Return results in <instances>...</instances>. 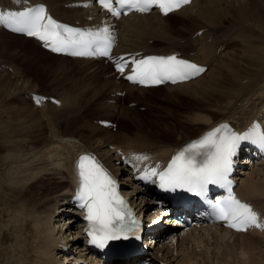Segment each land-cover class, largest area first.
Instances as JSON below:
<instances>
[{"label": "bare ground", "instance_id": "obj_1", "mask_svg": "<svg viewBox=\"0 0 264 264\" xmlns=\"http://www.w3.org/2000/svg\"><path fill=\"white\" fill-rule=\"evenodd\" d=\"M29 1L32 4H48L50 11L66 22L91 20V22L99 23L103 17V13L96 8L87 10L72 8L69 6L71 3L65 0ZM202 1L196 0L180 12L168 15L166 18L152 13L145 16L132 15L118 22L120 41L116 51L119 54L143 51L146 55H167L172 52H181L182 57L208 66L207 72L195 81L177 86L167 85L158 89L127 86L117 77L116 83L124 84L129 98L136 99V92L142 94L145 91H160L168 88L174 91L169 93L170 97L177 95L195 97L201 102L206 101V103L202 102L206 111L211 110L210 114H196L188 122L182 121L172 127L168 124L169 128L166 127L167 130L164 129L162 134H155L156 130L146 129L147 125H136L137 133L134 137L136 136L137 142H143L135 147H148V150L144 151H148L154 160L168 159L176 149L182 147L187 141L198 138L220 121H230L235 127L244 129L255 118L262 115L264 108V100H261L264 97V0H251V3H248L249 0H206L205 4L203 3L204 6L200 5ZM9 3V0H0V4ZM180 15L183 17L185 26L196 28L193 34L203 31L200 36L194 35L190 43L187 40L184 41L183 45L179 42L187 38L181 32L184 29L190 32L191 29L185 26L176 29L168 22L169 18ZM225 24L227 27H224L225 30L221 34L219 28ZM179 33L180 36L177 38L176 35ZM152 41L153 43H150ZM234 41L235 43L240 41L237 47L242 45V52L246 54L244 64H237V61L225 64L227 57L234 52L233 46L236 45L233 44ZM0 43L13 48L26 44L31 46L32 51L29 52L35 55V60L38 61L36 57H39V63L43 58L55 63V65L50 64L44 67L46 70L72 71L68 65L70 61L88 63V67L85 68L91 73L97 69L108 68L103 60L56 58L48 52L40 51L36 41L9 34L1 28ZM223 48L225 52L218 53ZM23 53L25 56V52ZM15 83L17 80L14 85ZM6 85L9 84L0 85V96L8 100L14 96L11 93L15 92L10 93L12 88L8 89ZM254 99L257 101L252 102ZM19 100L22 99L19 98ZM246 104L259 105H250L248 106L250 109L246 107ZM216 105L218 107L214 110L212 107ZM35 109L34 112H28L33 115L35 123L42 126L45 124V119L41 118ZM2 111H0V264L83 262L87 257V249L84 242L80 243L78 229L70 225L75 216L70 214L58 216L57 213L70 211L64 208V204L71 195L73 165L81 152L97 153L117 175L122 173L127 180H130V175L124 172L125 169L117 165L120 160L115 156L117 150L111 151L109 148L112 145L120 149L113 143L118 134H111V139L106 141L98 137L102 133L110 132L96 129L99 134L91 131L92 136L88 139L91 144L86 145L81 141L84 140L81 137L83 132L77 137L73 131L67 130L68 125L64 124L67 116L62 111L58 114L60 110L57 108L49 110L50 114L46 115L47 119L54 120V124L46 126V123L45 129L42 128L45 131L39 130L38 134L34 131L36 125L34 128H32L33 124H30L32 127L26 125L28 122H25L26 118H23L27 115L26 113V115L24 113L21 115L22 112L11 113L10 117H7ZM217 115L220 116L216 118ZM72 127L74 128L73 125ZM152 127L155 128V126ZM124 149L132 150L128 147ZM137 151L142 152L138 149ZM123 189L140 211H148L151 208L146 206V201L153 203L149 199L152 192L144 191L132 182ZM54 190L56 191L53 192ZM238 193L264 214V165L246 172V175L241 178ZM64 216L69 220L66 230V224L55 226V223L63 221ZM150 219H152L151 216ZM170 231L172 230H168ZM58 234H60L58 237L67 241L66 245L70 247L68 251L59 248L56 237ZM212 237L215 239L214 243L211 242ZM263 238L264 233L257 231L247 234H230L219 228H208L200 233L179 238L176 245L160 243L153 247L149 251L152 254L149 262L150 264H264ZM147 244L150 245V242ZM183 254L184 256L180 259ZM118 263L120 262L112 264Z\"/></svg>", "mask_w": 264, "mask_h": 264}, {"label": "snow or ice", "instance_id": "obj_2", "mask_svg": "<svg viewBox=\"0 0 264 264\" xmlns=\"http://www.w3.org/2000/svg\"><path fill=\"white\" fill-rule=\"evenodd\" d=\"M101 6L112 15L119 16L124 8L146 11L152 5L159 6L165 14L186 4L189 0H98ZM26 18L29 26L28 35L37 36L43 41H51L54 51L62 52L71 49L72 55H104L110 56L112 41L105 34L107 29L99 32H81L61 25L47 15L43 7L29 9L17 14ZM5 16L0 13V21ZM46 20V23L44 21ZM63 33L67 35H62ZM95 46V48H93ZM123 61V57L119 58ZM133 74L127 79L141 84L163 83L165 80L176 82L198 74L204 69L175 56L148 57L133 60ZM127 62H116L117 71L123 73ZM256 139L264 143V133L258 132L254 126L248 133L239 135L232 132L228 125H221L207 133L202 139L189 144L179 152L164 172L152 169L150 175L145 173L143 179L158 175L161 187L187 188L198 196H205L209 184H217L228 189L229 195L212 205L215 216L226 222V225L238 231L249 226L261 227L257 215L250 205L242 203L231 191V181L228 176L232 171L233 157L237 153L240 141ZM147 159V157H143ZM79 191L77 199L81 207L87 209L86 219L92 225L88 234L91 242L104 247L108 240L119 239L124 231L125 217L130 216L123 197L116 191V182L99 165L94 157L82 156L78 164ZM133 224L137 223L132 221ZM131 230V229H129ZM124 238H127L126 236Z\"/></svg>", "mask_w": 264, "mask_h": 264}, {"label": "rangeland", "instance_id": "obj_3", "mask_svg": "<svg viewBox=\"0 0 264 264\" xmlns=\"http://www.w3.org/2000/svg\"><path fill=\"white\" fill-rule=\"evenodd\" d=\"M65 1H68L69 3H73V2H77L78 0H65ZM205 1L206 0H203L200 3V5L204 6ZM248 3H251V0H249ZM168 22H169V24L173 25L176 29H181L182 27L185 26V23L183 22V17L181 15L180 16H173L172 18H169ZM185 27L191 29V31L188 32L187 31L188 29L187 30L184 29V31L181 32V33L185 34V38H187V39H182L179 42L180 45H183L182 43H184V41H186V40L189 41V43H190L193 39L194 34H195V33L193 34V32L196 30V28H194L192 26L191 27L185 26ZM224 27H227V24H225L219 28V32H221V34L225 30ZM176 36H177V38H179L180 33L177 34ZM150 43H153V41ZM239 43H240V41L238 43H235V41H234L233 44H236L235 46H233L235 53L233 52V54H231L227 57V59L225 60V64H231L234 61H237V64H244V59L246 57V54L242 52V47H241L242 45L237 47L239 45ZM9 50L11 51V53H9L10 52ZM39 50L42 52H45L41 49H39ZM29 51H32V48H31V46H29L27 44L23 45L22 47L21 46H18V47L15 46L13 48V47H6L5 45L0 43V64H5V68H4V69H6L5 72L8 71L7 66H9L10 64H14L16 66V68L18 69L17 75L12 76V77L17 78L16 80H17L18 84L15 83V85H14V82H16V80L11 78L8 74L4 75V73H2L3 70H0V82H3V83H0V85L3 86L5 84H9V85H6V87L8 89H9V87L12 88V89H10L9 92L10 93L11 92L16 93V94L11 93L12 95L14 94V96L12 97L13 99L7 98L8 100H5V97L0 96V108H1L0 111H2L4 109L3 107H5L6 109L3 110L5 114L4 113L3 114L7 117H10L11 113L12 114L13 113L14 114H17V113L20 114L22 112L21 115L23 113L24 114L26 113L27 115L25 114L26 116L23 117V118H26L25 122L26 121L28 122L26 125L32 127V125H30V124H33L34 126L32 128H34L36 125L37 127L34 128L35 130L34 129L33 130L37 131L36 134H38L39 130L42 131L43 130L42 128L45 129L44 125L46 123H47L46 126L50 123L47 120H44L45 124L44 125L42 124V126L40 124L37 125V123H35L33 115L31 113H29L30 111L34 112L35 108L30 104V100L28 98L29 95H27L26 99H25L24 94L28 93V92H33V93L41 92V93L49 95L51 97H54L57 95L67 94L68 96L65 95L64 98H59V100L62 101L61 106H66L67 104L71 103V105L74 107V113L70 116V118L75 120V122H76V124L73 125L74 128L72 127V125H68L67 130L69 132L73 131L77 137L81 136V134L83 132V135L85 138L82 135L81 137L84 140H81V141L86 145H90L91 142L88 139L90 138V136H92L91 130L88 128V126L86 124L84 126L80 125V124L83 121H86V123L88 125H91V124L97 125L96 120H94V119L99 117L100 111L96 110V106L94 104H95V100L99 99L98 95H102L106 90L110 91L111 93L113 91H116V93L124 92V91H126V89L124 88V84H117L116 83L117 76L113 77V81L107 80L104 84L97 82L98 78H101V77L106 76L108 74L107 70L109 69V66H108V68L106 67L105 69H97L96 71L91 73V72L87 71L85 68V67H88V63H86V62L85 63H75L73 61H70V63L68 65H70V70H72V71L61 72V71L48 70V69L46 70L44 67L49 66L50 64L55 65V63H51L50 61L46 60L47 58L46 59L43 58L39 63V60H40L39 57H36L38 59V61L35 60V55H33ZM23 52H25V56H24ZM222 52H225V50L223 49ZM30 53L32 54V56L30 55ZM6 57H8V59ZM56 58H57V56H56ZM54 62H56V61L54 60ZM36 63H38V64H36ZM77 64H82V65H77ZM74 66L77 68L74 69L73 68ZM81 67H82V71H84V74L77 72V71L81 70ZM39 68H41V69H39ZM83 75L86 78H89L90 80H93L94 82H96L93 87L99 88L97 90V93H91L88 95H86L84 93V91L88 90L89 87H87L85 85L86 80L83 77ZM3 77H4V79H3ZM6 79H9V80L7 81ZM10 80H11L12 84H11ZM13 80H14V82H13ZM8 82H10V83H8ZM19 83H20V85H19ZM12 85H14V86H12ZM15 86H16L18 94L16 92ZM8 89H7V91H8ZM34 91H36V92H34ZM172 92H174V91H172L168 88H165V89L160 90V91H145V93L142 92V94L144 93L143 95L136 92L135 93L136 99H134V100L139 101L138 106H136V107H131V105L129 104V101H125L123 105H126V106H123L121 113L114 115L117 118L121 117V119H122V120L118 119L119 121H117L118 122V128L117 129H120V132L117 133L118 136L115 138V140H117V139L121 140V142L123 143V146H124V144L129 143L128 146H126V147H128V149H132V150L135 149L137 151V149L135 147L136 144L141 143L143 141L137 142L136 136L134 137V135H136V133H137V130L135 128L136 125H138V124H140V126L147 125L148 127L146 129H150L151 131L156 130V132H154L155 134L156 133L162 134V133H164V129L166 127L168 129L169 127L174 126V124L176 125L182 121L188 122V121H190V118L194 117L196 114H200V113L201 114H207V113L210 114L211 110L206 111L204 109V105L202 104V102L206 103V101L201 102L195 97H189V96L182 97V95H177V96L172 98V97H170V94ZM52 95H54V96H52ZM166 95H168V96H166ZM139 96H140V98H138ZM67 97H68V99H66ZM126 97L128 100L133 99V98H129L127 91H126ZM19 98H21L22 100H19ZM261 100H264V97H262ZM101 101H103V99ZM101 101H100V103H101ZM141 101H143V102H141ZM212 101L213 100H211V102ZM255 101H257V100H255V99L252 100V102H255ZM135 103H137V102H135ZM5 104H6V106H5ZM246 105H247L246 107H248L250 105H259V104H246ZM47 107L49 108V110H51L53 108H57L55 105L49 104V103H48ZM217 107H218V105L213 106L212 108L215 110V109H217ZM246 107H245V110H246ZM248 108H250V107H248ZM8 109H9V111H8ZM27 109H29V110H27ZM85 109L88 113L87 119H86V117H83V111ZM13 110H15L17 112H15ZM245 110L242 109V111H245ZM35 111L41 118L44 119V113L48 112V109L47 108L38 109V110L35 109ZM219 116L220 115H217L216 118H218ZM99 120L101 121V120H109V119L101 118ZM33 121H34V123H33ZM152 126H155V128ZM96 129H100L104 132L107 131V129L101 128L99 126L96 127ZM167 129H165V130H167ZM43 131H45V130H43ZM106 136H108V139H105L106 141L111 139V134H107ZM123 146H120L119 144H117L118 148L125 151ZM126 174H128V173H126ZM55 191L56 190H54L53 192H55ZM150 192H152V191H150ZM151 204H153V203L149 202L148 200L146 201L147 207H149ZM263 240H264V238H263ZM80 243L83 244V241L81 240ZM183 256H184V254L181 255L180 259ZM148 258L149 259L152 258V254L149 253ZM64 260H65V258H64ZM74 263H77V262H74Z\"/></svg>", "mask_w": 264, "mask_h": 264}]
</instances>
